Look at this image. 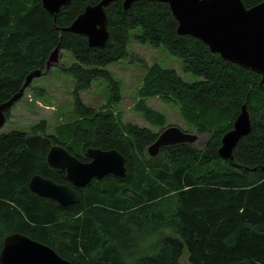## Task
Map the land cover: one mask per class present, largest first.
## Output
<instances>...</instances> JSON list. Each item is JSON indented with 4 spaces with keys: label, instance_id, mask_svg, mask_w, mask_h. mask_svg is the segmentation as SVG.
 I'll return each instance as SVG.
<instances>
[{
    "label": "trees",
    "instance_id": "trees-1",
    "mask_svg": "<svg viewBox=\"0 0 264 264\" xmlns=\"http://www.w3.org/2000/svg\"><path fill=\"white\" fill-rule=\"evenodd\" d=\"M98 1L71 0L52 15L41 0H0V103L21 88L31 70L43 69L60 44L75 58L62 68L74 77L77 112L53 134L46 133L44 120L31 132L0 133V248L6 235L20 232L74 264H183L184 251L186 264H264L260 74L179 34L168 4L161 1L135 0L126 9L121 0L112 1L105 8L108 39L103 46H90L85 35L65 28ZM241 1L249 8L262 0ZM138 27L137 39L164 46L200 79L186 82L174 68L149 65L135 108L153 126H162L165 115L146 99L158 96L177 105L184 131L208 133L202 147L181 142L150 156L147 148L159 132L121 122L120 113L96 111L81 101L79 93L96 77L111 79L103 67L127 56L131 32ZM244 104L251 128L227 160L218 154L221 137ZM56 144L81 161L89 147L116 149L124 157L126 176L93 178L76 187L80 200L72 204L42 197L28 186L33 174L66 183L63 170L46 163L48 149Z\"/></svg>",
    "mask_w": 264,
    "mask_h": 264
},
{
    "label": "water",
    "instance_id": "water-1",
    "mask_svg": "<svg viewBox=\"0 0 264 264\" xmlns=\"http://www.w3.org/2000/svg\"><path fill=\"white\" fill-rule=\"evenodd\" d=\"M114 0H99L88 4L65 29L86 36L90 46H103L109 36L105 8ZM123 8H128L135 0H121ZM168 4L177 21L179 34L191 35L212 52L242 68L250 69L261 76L264 84V0L251 7H245L241 0H153ZM71 0H41V4L52 15ZM60 44L48 54L43 69L31 70L24 79L21 88L9 99L0 103V127L7 119L6 111L20 99L34 77L46 73L59 61ZM251 128L248 110L244 105L235 118L232 128L221 137L218 148L220 157L233 159V150L241 137ZM197 132H187L176 125H170L160 131L156 139L148 146L150 156L156 155L160 148L181 142H194ZM89 161H81L70 154L62 145H52L46 154V163L50 168L65 171L68 183H57L38 173L28 182L29 188L42 197L68 205L80 200L76 187L86 186L93 178H102L107 174L126 176L125 160L116 149L102 150L89 147L86 150ZM0 264H74L61 257L53 248L20 232H12L3 238L0 248Z\"/></svg>",
    "mask_w": 264,
    "mask_h": 264
},
{
    "label": "rangeland",
    "instance_id": "rangeland-1",
    "mask_svg": "<svg viewBox=\"0 0 264 264\" xmlns=\"http://www.w3.org/2000/svg\"><path fill=\"white\" fill-rule=\"evenodd\" d=\"M137 34H141L139 27L131 32L127 56L103 67L109 72L111 79L96 77L89 88L79 93L81 101L96 111L100 108L111 109L115 115L120 113L121 122L138 124L154 132H160L170 125L186 130L187 126L180 116L177 105L167 103L158 96L148 97L146 103L165 115V123L162 126H153L148 122L135 108L138 90L147 67L154 63L162 67L174 68L186 82L198 81L200 77L186 72L182 59L170 54L164 46H152L147 41L142 42L136 38ZM74 62L73 54L62 49L59 61L46 73L34 77L23 96L9 109L5 123L0 127V133L12 130L31 132L34 124L44 120L46 133L53 134L57 125L76 118L74 77L62 68ZM207 140L208 133L198 134L194 142L196 146L202 147ZM187 258L188 252L184 251L181 262L186 264Z\"/></svg>",
    "mask_w": 264,
    "mask_h": 264
},
{
    "label": "flooded vegetation",
    "instance_id": "flooded-vegetation-1",
    "mask_svg": "<svg viewBox=\"0 0 264 264\" xmlns=\"http://www.w3.org/2000/svg\"><path fill=\"white\" fill-rule=\"evenodd\" d=\"M86 160L85 161H89L90 158L89 157H86L85 158ZM84 161V162H85ZM53 169V168H52ZM55 171H58L60 173V171H62L61 169H53ZM63 173H64V177H65V171L63 170ZM42 176V175H41ZM44 177V176H43ZM45 178H48V177H45ZM52 179V178H51ZM65 180H66V183L70 184L71 187L75 188L69 181H67L66 177H65ZM55 181V180H54ZM58 183V182H57ZM78 188V187H77ZM82 188V187H81ZM23 234V233H22ZM26 235V234H25ZM28 236V235H27ZM31 238V237H30ZM35 240V239H34ZM42 243V242H41Z\"/></svg>",
    "mask_w": 264,
    "mask_h": 264
}]
</instances>
